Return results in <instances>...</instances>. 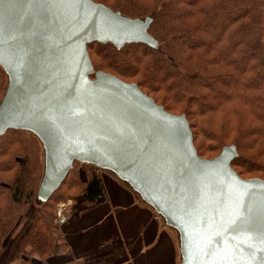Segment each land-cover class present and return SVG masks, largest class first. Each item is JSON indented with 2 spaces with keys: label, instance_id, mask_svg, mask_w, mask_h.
Listing matches in <instances>:
<instances>
[{
  "label": "water",
  "instance_id": "obj_1",
  "mask_svg": "<svg viewBox=\"0 0 264 264\" xmlns=\"http://www.w3.org/2000/svg\"><path fill=\"white\" fill-rule=\"evenodd\" d=\"M151 25L93 0H0V66L9 78L0 138L26 130L43 143L41 205L76 162L94 165L176 230L181 264H260L264 180L238 175L237 148L202 158L186 116L94 71L89 45L156 48Z\"/></svg>",
  "mask_w": 264,
  "mask_h": 264
},
{
  "label": "trees",
  "instance_id": "obj_2",
  "mask_svg": "<svg viewBox=\"0 0 264 264\" xmlns=\"http://www.w3.org/2000/svg\"><path fill=\"white\" fill-rule=\"evenodd\" d=\"M93 1L125 17L152 20L149 33L157 42L156 48L91 44L94 71L135 83L166 111L186 116L201 157L215 153L213 159L235 146L238 175L264 180V0ZM8 88L0 66V105ZM76 164L89 174H79L68 189L80 190L82 204H104L101 169ZM75 165L39 207L9 264H36L35 257L53 255L61 238L50 204ZM44 173L45 150L34 133L15 129L0 138V258L35 203Z\"/></svg>",
  "mask_w": 264,
  "mask_h": 264
},
{
  "label": "crops",
  "instance_id": "obj_3",
  "mask_svg": "<svg viewBox=\"0 0 264 264\" xmlns=\"http://www.w3.org/2000/svg\"><path fill=\"white\" fill-rule=\"evenodd\" d=\"M101 176L106 202H69L58 229L61 241L48 259L35 257L36 264H181L176 230L116 176Z\"/></svg>",
  "mask_w": 264,
  "mask_h": 264
},
{
  "label": "rangeland",
  "instance_id": "obj_4",
  "mask_svg": "<svg viewBox=\"0 0 264 264\" xmlns=\"http://www.w3.org/2000/svg\"><path fill=\"white\" fill-rule=\"evenodd\" d=\"M129 83V82H128ZM202 158L204 159H210L212 156H215L216 154H211V153H204L202 154ZM86 170V171H85ZM104 172L103 170L97 171L99 175H102ZM79 174L80 176L82 175L83 179H85L86 174H89V169L84 168L83 165L81 164H76L75 169L73 174L71 175L68 183L64 188L61 189V193L55 196L53 201L51 202L50 206L53 207L55 210V224L57 228L59 229L61 225L59 221V213L60 210H62V206L65 207L63 210V217L64 220L67 217V214L69 213L68 211L70 210V205L69 202L74 200H79L80 197V190H69V186L77 179H79ZM253 175H243L242 178L244 179H252ZM256 176V175H254ZM62 200L61 202L58 203L59 200ZM76 201V202H77ZM74 202V204H76ZM58 203V204H57ZM41 206V201L39 198L35 200V203L30 207L29 211L25 214L20 226L17 228V231L12 234L11 241L9 242L8 246L6 247L5 251L3 252L1 258H0V264H9L11 259L15 256V254L19 250V245L20 242L23 238V236L28 232L31 221L35 218V216L39 213L40 209L39 207ZM72 206V205H71ZM164 221V220H163Z\"/></svg>",
  "mask_w": 264,
  "mask_h": 264
},
{
  "label": "built area",
  "instance_id": "obj_5",
  "mask_svg": "<svg viewBox=\"0 0 264 264\" xmlns=\"http://www.w3.org/2000/svg\"><path fill=\"white\" fill-rule=\"evenodd\" d=\"M62 208L64 209L65 207L62 206ZM63 209L60 210V213H59L60 216H59V221H58V222H60V224H61L62 221L64 220V217H63V211H64V210H63Z\"/></svg>",
  "mask_w": 264,
  "mask_h": 264
},
{
  "label": "snow or ice",
  "instance_id": "obj_6",
  "mask_svg": "<svg viewBox=\"0 0 264 264\" xmlns=\"http://www.w3.org/2000/svg\"><path fill=\"white\" fill-rule=\"evenodd\" d=\"M264 242V241H262ZM262 252H264V249H262ZM255 258V257H254ZM260 264H264V254L260 256Z\"/></svg>",
  "mask_w": 264,
  "mask_h": 264
}]
</instances>
